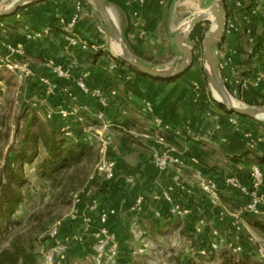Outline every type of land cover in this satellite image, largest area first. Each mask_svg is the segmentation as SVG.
Returning a JSON list of instances; mask_svg holds the SVG:
<instances>
[{"label":"crops","instance_id":"0c3cea01","mask_svg":"<svg viewBox=\"0 0 264 264\" xmlns=\"http://www.w3.org/2000/svg\"><path fill=\"white\" fill-rule=\"evenodd\" d=\"M217 1L219 0H213L206 8ZM222 1L226 8L227 24L223 38L213 48L220 79L225 87L227 86L242 101L248 103L252 99L258 100L264 97V79L259 78L264 68V58L258 61L254 57H248L245 51L249 53L250 46L254 43L247 42L244 29L250 26L255 35L259 33L260 27H264V1L241 0L242 5L236 9L232 7L233 0ZM77 3L80 4L78 9H76ZM107 3L108 6L112 5L118 10L121 25L125 30L123 38L128 46L141 52L147 60L134 55L136 59L157 69L173 68L172 63L176 58L181 62V55L176 51L172 41L173 35L180 30L181 25L180 23L174 26L175 0H164L163 3L158 0H108ZM256 5L259 7L258 13H249L250 8ZM95 10V5L90 0H45L24 5L14 14L4 17L0 20V74L6 72L13 75L25 93L34 90L36 95L41 97L38 103H33L36 108H39L41 101L44 102L46 99L52 102L55 109L66 106L80 107L84 123L88 118H96L101 111L104 120L111 124L108 128L111 138L114 139L111 154L116 159L118 167L115 178L107 185L99 183L97 187L99 191L96 192L97 209L89 210L86 205L78 208L71 221L73 225L80 224L83 233L76 234L73 238L65 236L67 238L64 241L77 242L76 237H80L82 241L86 235L93 241L95 238L92 231L96 225L98 226L99 213L112 209L114 213L108 216L105 226L119 243L118 264H125L131 249L126 239V229L132 219L144 226H146L145 222L149 221L152 226L161 229L178 218L169 212V206L165 201L152 200L153 192L161 193L169 186H173L172 196L183 205L190 207L192 214L197 216L201 211L206 212L205 207L212 209L196 186L198 175L204 174L216 181L221 197L229 198L237 212L242 210L248 202L247 196L233 187L226 186L224 179L233 176L249 186L252 163L249 165L241 162L233 163L224 156V153L233 155L247 149L263 153L264 125H259L255 119H238L233 114L212 107L205 98L201 85L194 80L190 84L187 81L190 78L188 75L194 73L192 67L170 81L137 76L125 65L120 64L116 57L106 54L105 46L112 39L109 34L106 35L96 26L93 16ZM74 12L78 13L77 19L73 27L64 32L61 19L65 22L69 21ZM28 31H41L42 36L39 39H27ZM72 38L76 43H72ZM242 41L249 46L244 50V54L241 48ZM6 42L24 44L25 55L16 57L14 62L29 65L32 69L31 76L23 80L18 77L17 71L6 67L4 47ZM226 58L229 61L224 64ZM50 60L67 69L66 79L60 80L55 76L48 65ZM219 64L222 66L220 67ZM41 77L55 83L52 94H45L44 85L39 80ZM78 77H83L91 89L97 87L104 90L115 89L117 94L109 96L107 104L103 106L96 98L79 89L76 83ZM5 80L0 77V86ZM195 83L199 85L198 90H194L192 86ZM145 99L152 105L150 116L139 111ZM151 116L160 117L170 123L173 140L182 142L185 149L176 150L174 142H170L167 138L166 145L187 158L198 159L199 153H209L205 163L209 160H219L227 165L225 172L222 174L218 168L208 167V164L200 163L199 159L198 163L180 171L173 166L164 170L157 168L153 162V152L160 151L163 145L150 134ZM233 117H236V124L230 120ZM134 118L143 120L149 127H144L140 134L134 133L132 131L135 125ZM125 120L129 121L128 130L120 124ZM62 125L68 137H73V131L78 126L81 127L83 136L95 129L93 126L83 125V122L78 123L73 117L63 120ZM112 127L128 133L132 132L148 152H128L121 145V137H118V134L113 135ZM192 141L203 144L201 152L197 153L191 148ZM214 149L220 151L219 155H212ZM213 156L217 159L212 158ZM175 182L190 188L191 193L186 195L180 191L174 185ZM257 193L263 197L260 207L263 211L264 177ZM139 196L143 197L142 209L135 213L131 207Z\"/></svg>","mask_w":264,"mask_h":264},{"label":"rangeland","instance_id":"374dc122","mask_svg":"<svg viewBox=\"0 0 264 264\" xmlns=\"http://www.w3.org/2000/svg\"><path fill=\"white\" fill-rule=\"evenodd\" d=\"M4 0H0L2 2ZM51 1V0H49ZM92 1V0H90ZM213 0H175L176 12L174 15V26L180 24V30L182 23L190 20L191 17L196 15L198 12L205 10ZM93 2V1H92ZM24 7V6H23ZM94 19L96 26L108 35L105 23L102 19L101 13L95 6ZM109 9L112 11V14L115 18V21L122 31L123 27L121 25L120 17L118 10L109 5ZM206 22L202 23V26L205 28L206 33L212 29V25L215 22L214 18L210 20H205ZM264 27L259 28V33L255 36L257 37ZM125 41V40H124ZM126 43V42H125ZM187 43L191 46L193 52V62L190 68H193V75H188L190 78L189 84L191 81L198 82L203 92L204 96L207 99L208 103L214 108H220L218 102L213 98L210 87L206 81V84L203 82L204 66H203V48L202 45L198 48H193L192 44L187 40ZM249 47L245 41H242L243 48L242 52ZM252 47V46H250ZM106 54H109L111 57L120 58L119 55L115 54L111 45V40L105 46ZM244 56V55H243ZM256 60L261 61L264 58V50L260 56L254 57ZM180 63L179 58H176L172 63L173 67L178 66ZM159 68V67H158ZM0 77L6 79L2 86H0V171L6 162L10 163L12 154L8 153L9 148L17 145L21 139V134L23 126L25 124V118L34 113L41 123H45L48 126L52 125L50 121L48 122L45 114L50 109H55L56 107L49 100L41 101L39 108H36L33 103L41 100V97L36 95L34 90L29 93H25L21 85L17 82L13 75L3 72L0 74ZM194 88V85H192ZM227 91L232 96L235 103H240L244 106H262V105H250L247 102L242 101L230 89L226 86ZM36 99V100H35ZM263 97H260L258 101H262ZM253 101L256 99H252ZM38 103V102H37ZM68 104V103H66ZM37 109V110H36ZM222 109V108H220ZM223 110V109H222ZM224 111V110H223ZM26 116V117H25ZM135 123L132 131L136 134H140L144 127L148 128V124L143 122V120H138L139 118H134ZM255 119V118H254ZM256 123L259 125H264V115L260 116L258 119H255ZM96 123V122H95ZM93 123L92 119L88 118L86 126H93L95 129H99L101 123ZM94 129V130H95ZM120 128L112 127L113 135L118 134V137L126 135L127 143L135 149L134 152L141 153L148 151L146 147L142 145L140 141L137 140L135 135L131 133L124 134L120 131ZM128 130V129H127ZM93 133V130L91 131ZM88 133V132H87ZM95 135V134H94ZM91 135V141L94 143L95 148L97 149V138L96 136ZM111 138V144L109 149V155L111 156V151L113 149L114 139ZM113 141V142H112ZM176 145V150L184 151L185 147L182 142L173 141ZM145 149V150H144ZM212 155H219L220 151L214 149ZM44 156L43 151L41 150L39 156L35 160L34 164L42 159ZM99 158V156H98ZM97 158V160H98ZM214 158V156L212 157ZM217 159V158H214ZM97 160L91 166V171L89 176L95 172V165ZM34 164L24 165L23 173L28 181L26 186L23 189L24 200L19 205L16 212L12 215L11 221L8 224L3 223V228L0 233V249L5 247L10 241L11 237L15 234L21 235L25 243L32 241L35 251L37 253V264H57L59 257L57 256L55 250V240L52 239L49 234V225L56 220H61V226L59 229V239L67 247L66 258L61 260L59 264H118L117 256L113 263H96L94 260V244L96 240H91L90 236H85L82 241H64L68 236L73 238L76 234L83 233L79 225H73V221L69 216L73 208V196H68L65 199H61L55 196L57 190L51 189L48 184H42L38 182L34 174ZM208 167L218 168L219 171L223 174L227 165L220 162L219 160H209L207 162ZM210 169V168H209ZM87 179L77 187V192L82 188L91 187L92 193L96 195L98 190V185L101 182L100 177H95L91 182ZM99 191V190H98ZM221 203L224 206H227L230 211H235V207L230 203V199L223 197ZM86 204V203H85ZM205 211H201L199 216L203 217L206 222V234L197 235L192 233V230L188 228V220L186 218H176L172 224H169L167 227H162L161 229L155 228L152 226L149 221H146V226L139 224V228L144 231L143 241L135 240L131 237L129 226L126 229L127 242L130 246V252L127 255L128 261L127 264H186L188 259L196 258L194 252L196 246L203 238L206 236L209 238L211 230H217L224 240L231 241L236 245H240L244 250L251 253L253 259L264 264V231L253 225L251 222H248L246 216H240L238 222V228L233 227L232 217L227 216L224 219H220L215 209H208L205 207ZM36 215V216H35ZM36 217H40L39 220ZM196 217V216H195ZM254 221L261 223L264 226V210H259V213L254 214ZM194 219V217H193ZM41 223V224H40ZM140 223V222H139ZM142 223V222H141ZM5 225V226H4ZM52 226V225H51ZM97 227V225H96ZM95 227V228H96ZM180 227V229H179ZM49 228V229H48ZM67 236V237H65ZM70 238V239H71ZM126 241V240H125ZM124 243V242H123ZM146 244L144 246L143 244ZM200 244V243H199ZM224 247V243L219 247ZM144 249L142 253H137L136 250ZM217 249V252L210 256V264H221V259L219 256L220 249ZM119 252V249H118ZM136 252V253H135ZM125 263V264H126Z\"/></svg>","mask_w":264,"mask_h":264},{"label":"built area","instance_id":"2783aa9c","mask_svg":"<svg viewBox=\"0 0 264 264\" xmlns=\"http://www.w3.org/2000/svg\"><path fill=\"white\" fill-rule=\"evenodd\" d=\"M160 3H163L164 0H158ZM264 1V0H260ZM242 5L241 0H233L232 7L236 9ZM80 6L77 3L76 9ZM259 7L252 6L249 10L251 14H257ZM78 13L74 12L69 21L65 22L61 19L62 27L65 31L70 30L76 19ZM244 35L249 44L255 42V35L250 26H246L244 29ZM42 36L41 31H28L26 34L27 39H39ZM72 43H76L74 38L71 39ZM85 45V42H83ZM6 54H5V65L9 70L17 71V75L21 79H26L32 75V69L27 64H18L14 62L16 57H23L25 55V46L21 42H6L4 44ZM229 61L228 58L225 59L224 64ZM48 65L52 72L58 79H66L68 77V71L60 64H55L52 60L48 61ZM221 67L222 65L219 64ZM259 78L264 79V68L259 74ZM40 82L44 85L45 94H52L55 89V83L50 81L47 78L41 77ZM77 86L79 89L85 93L90 94L92 97L96 98L103 106L107 104L109 96H115L117 91L115 89L104 90L100 87L89 88L86 84L83 77H78L76 80ZM199 85L194 84V90H198ZM139 111L145 115H151L152 105L148 100H143L142 104L139 107ZM47 119H51L54 116H58L61 119L65 120L69 117H73L78 123L84 121L82 115V109L77 106H66L58 109H50L45 114ZM152 117V116H151ZM96 118L100 121L101 126L99 129L93 131V133H86L83 140L90 141L91 135L96 136L97 138V151H98V160L95 165V172L89 177L92 182L95 177H100L101 182H109L115 178L116 175V161L109 155V149L111 144V135L108 131L109 122L104 120L103 113L100 111ZM233 123H237L236 117L230 119ZM173 131L170 123L163 121L160 117H152V128L150 129V134L154 135L157 142L163 145V148L160 151L153 152V162L155 166L161 170L166 169L167 167L173 166L178 171L190 167L192 164L198 163L196 157L187 158V156L180 154L174 148L166 145L165 137L163 133ZM68 133V132H67ZM68 135V134H67ZM165 145V146H164ZM252 146V145H251ZM250 178L251 182L249 186L241 183L236 177L227 176L224 179L226 186L233 187L238 191L244 193L248 202L242 207V210L239 212H233L228 209L227 206L222 205L220 190L216 181L207 175L199 174L196 182V186L202 195L207 199L209 205L216 210V214L220 219H224L227 216L232 217V225L235 228H238V222L240 216H243L244 213H259L261 204L263 202V197L260 196L257 191L263 183V171L258 164H253L250 168ZM132 181V179H129ZM180 191L184 192L186 195L191 193V189L183 185L182 183L175 182L174 184ZM173 186L164 192H153L151 198L154 201H165L169 206V212L178 218H185L191 214V208L180 203L176 198L172 196ZM86 203V204H85ZM143 197L139 196L135 199L131 209L133 212L138 213L142 209ZM81 205H86L89 210H95L98 207V198L92 193L91 187L82 188L80 191L76 192L73 196V208L69 213L70 218L74 217V213L78 210ZM114 211L111 209L109 211H101L98 216V226L92 231V234L96 240L94 244V260L96 263L103 261L104 263H113L118 253L119 243L118 241L108 232L105 223L108 219V216L113 214ZM61 226V220L56 221L49 229V236L55 240L56 246L55 250L59 260L57 264L66 258L67 247L59 239V229ZM206 228V222L203 217H198L193 224L194 234L200 235ZM129 230L131 237L135 240L143 241L142 237L144 231L139 228V224L135 219L131 220L129 225ZM211 239L207 248L200 247L194 250L197 255H207L209 251H216L223 243L224 246L230 249L232 252L237 253L241 250L240 245H236L231 241L224 240L221 234L217 230L210 231ZM75 240L81 241L80 237H76ZM146 246V244H143ZM144 249L136 250L137 253H142ZM135 252V253H136Z\"/></svg>","mask_w":264,"mask_h":264},{"label":"trees","instance_id":"16d2710c","mask_svg":"<svg viewBox=\"0 0 264 264\" xmlns=\"http://www.w3.org/2000/svg\"><path fill=\"white\" fill-rule=\"evenodd\" d=\"M31 4L33 3L27 4L26 6ZM3 18L4 17H0V20H2ZM203 22L196 24L189 34L188 40L192 44L194 49L202 45V40L206 33L205 28L202 26ZM52 27L55 28V26ZM56 30L59 31V29L57 28ZM60 32L63 31L60 30ZM263 45L264 29L256 37V40L252 45L250 52H245L247 53L249 58L260 56L264 50ZM127 47L136 57L147 60L141 52L130 48L128 44ZM117 61L120 64L125 65L129 70L133 71L139 77L149 78L151 80H172L158 79L145 75L135 70L130 65L124 63L120 58H117ZM203 82L206 84V78L204 75ZM248 103L250 105H262L264 104V97L262 101L252 100ZM217 104L226 113H229L223 105H221L220 103ZM233 115L241 120L254 119L236 114ZM90 119H92L93 123H99L96 118ZM49 121L50 123H52V125L50 126L45 123H41L34 113L30 114V116H27L25 118V124L23 126L21 139L19 140L17 145L12 146L8 150V153L12 154L10 163L6 162L2 167V170L0 171V233L3 228V223L8 224L11 221L12 215L16 212L19 205L24 200L23 189L28 181L23 173V166L26 164H34L41 150L43 151L44 156L33 166L35 177L38 182H41L42 184H48L51 189L57 190L55 196L61 199H65L68 196L72 197L73 194L77 192V187L87 179L91 171L92 164L98 158V151L95 148L96 145H94L91 140H83L84 136L82 134L80 126L75 127L73 131V137H68L66 136V131L62 129L63 119L58 116H54L53 118L48 120V122ZM120 124L124 128H126V130L129 127V121L127 120L123 121ZM120 131L124 132V134L128 133L127 131H123L122 129ZM173 136L174 135L172 131H168V133L164 135L165 140L167 138V140H169L170 142L174 141ZM125 137L126 135L121 136V145L128 152H134L135 149L129 145L130 143H127L128 141ZM202 146V143L198 141H192L191 148L197 151V153L201 152ZM208 156L209 153H199V162L204 164L205 158ZM224 156H226L233 163L241 162L244 165H249L250 163H252V165L258 164L263 171L264 177V152L260 154L256 150L247 149L233 155L224 153ZM112 158L115 159L114 157ZM205 164L207 165V163ZM117 168L118 167L116 161V172ZM109 182L105 181L102 182V184L107 185V183ZM221 199L223 200V197H221ZM243 216L247 217L248 222H251L253 225L264 231V226L261 223H257L256 221H254L253 213H244ZM198 217L200 216L197 215L195 217L192 212L188 216V228L192 230V233H194L193 224ZM36 218L39 220L40 217ZM56 221L51 223L49 225V228ZM206 232L207 231L205 228L202 234L204 235L206 234ZM202 237L203 238L199 242L200 244L198 243V246H196L195 249L200 247H208L211 235L209 236V238H206V236ZM216 252L217 250L211 252L209 251L207 255L196 254L197 257L190 260L188 259L186 264H210V256L215 254ZM219 256L221 259V264H263L253 259L251 253L244 250L242 247L241 250L237 253L232 252L225 246L221 247ZM0 264H37V253L33 246V242L30 241L25 243L21 235L15 234L13 237H11L10 241H8V244L0 249Z\"/></svg>","mask_w":264,"mask_h":264},{"label":"water","instance_id":"95a60500","mask_svg":"<svg viewBox=\"0 0 264 264\" xmlns=\"http://www.w3.org/2000/svg\"><path fill=\"white\" fill-rule=\"evenodd\" d=\"M43 0H15L11 4H7L6 1L0 2V17H6L14 14L22 6L40 2ZM96 8L101 13L102 19L105 23L109 37L112 40H116L120 43L122 54L119 55L120 59L130 65L135 70L158 79H174L183 74L187 69L190 68L193 62V52L191 46L187 43L190 32L193 30L196 24L208 20L209 16L214 18L215 24L212 29L204 36L202 40L203 48V60H204V74L206 81L210 87L212 96L213 91L218 92L222 100H217L223 105L229 113L236 115L246 116L249 118L258 119L264 114V105L262 106H244L238 103H233L231 95L227 91L224 83L220 79L216 61L213 55V48L223 38L226 24H227V13L225 4L222 0L217 1L215 4L209 6L201 13H198L191 17L189 28L185 31L178 30L172 37L173 44L176 51L181 55V62L178 66L168 69H157L146 63H143L136 59L127 47L123 34L125 30L119 29L112 11L109 9L106 0H92Z\"/></svg>","mask_w":264,"mask_h":264},{"label":"bare ground","instance_id":"6f19581e","mask_svg":"<svg viewBox=\"0 0 264 264\" xmlns=\"http://www.w3.org/2000/svg\"><path fill=\"white\" fill-rule=\"evenodd\" d=\"M14 1H15V0L7 1V4L9 5V4H11L12 2H14ZM201 12H202V11H201ZM201 12H200V13H201ZM197 14H198V13H197ZM209 19H212V17L209 16ZM214 21H215V20H214ZM190 22H191V19H190V20H187V21H185V22H183V23H182V26H181V31H185L187 28H189V26H190ZM214 24H215V22L213 23L212 27L214 26ZM111 42H112V48H113L114 53L117 54V55H121V54H122V49H121L120 43H119L118 41H116V40H112ZM213 96H214V98L217 99V100H220V101L222 100L221 95H220L218 92H216V91H213ZM231 100H232L233 103H235L232 97H231ZM263 115H264V114H263Z\"/></svg>","mask_w":264,"mask_h":264}]
</instances>
